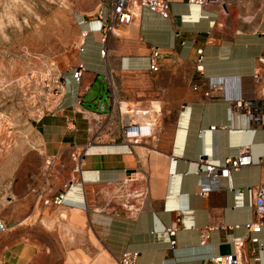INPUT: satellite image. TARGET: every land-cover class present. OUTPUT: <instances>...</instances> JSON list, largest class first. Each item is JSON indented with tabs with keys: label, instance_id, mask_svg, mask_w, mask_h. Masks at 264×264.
Wrapping results in <instances>:
<instances>
[{
	"label": "crops",
	"instance_id": "crops-1",
	"mask_svg": "<svg viewBox=\"0 0 264 264\" xmlns=\"http://www.w3.org/2000/svg\"><path fill=\"white\" fill-rule=\"evenodd\" d=\"M165 1L166 18L134 8L130 23H112L103 43L95 20L108 9L77 15L76 58L54 109L31 124L40 166L18 205L16 234L0 242V264H118L125 253L138 254L134 264H212L210 257L227 255L223 246L242 264H264V211L247 193L264 185V0ZM119 78L132 79L142 96L125 101L123 112L135 110L140 123L157 114L147 133L141 124L142 133L130 134L137 142L125 138L132 123L107 94ZM216 81L220 87L208 85ZM94 86L104 87L107 103L87 99ZM206 90L218 98H204ZM236 100L249 102L262 123L245 109L231 116ZM242 150L251 165L201 198L195 163ZM59 193L64 202L53 205ZM169 228L172 237L160 233Z\"/></svg>",
	"mask_w": 264,
	"mask_h": 264
},
{
	"label": "rangeland",
	"instance_id": "rangeland-1",
	"mask_svg": "<svg viewBox=\"0 0 264 264\" xmlns=\"http://www.w3.org/2000/svg\"><path fill=\"white\" fill-rule=\"evenodd\" d=\"M220 1L232 6L239 0ZM100 7L107 8V0H0V220L7 227L0 242L12 229L16 234L18 205L27 187L32 194L40 159L31 124L54 109L66 88L80 42L77 15ZM132 81L114 80L107 94L122 118L153 125L155 113L140 123L135 110L122 111L125 101L142 97L131 90ZM107 94L94 86L87 99L101 105L108 102Z\"/></svg>",
	"mask_w": 264,
	"mask_h": 264
},
{
	"label": "built area",
	"instance_id": "built-area-1",
	"mask_svg": "<svg viewBox=\"0 0 264 264\" xmlns=\"http://www.w3.org/2000/svg\"><path fill=\"white\" fill-rule=\"evenodd\" d=\"M208 1L209 0H187V4L195 5L197 7H203ZM134 8H144L162 18H166L168 15V4L165 0H107L108 11L106 19H103L102 13L98 12L97 20H95V22L98 23L96 31L101 32V43L104 42L106 33L111 31L112 23L119 25L130 23L134 15ZM107 19L108 21H110V24H103V22H105V20L107 21ZM100 55L103 56V51L100 52ZM157 58L158 53L156 51H153L149 58L148 68L150 71L156 70ZM196 69L200 71V64H197ZM80 70L81 68L79 67L72 73V78L75 82H78L79 80ZM220 83V81H216L214 83L208 82V85L210 87H220ZM196 89L197 87H193V90ZM202 96L208 100H215L218 98L217 94L212 93L209 90L203 92ZM241 109H245L248 112V120H259L262 123L261 117H252V114H250V103L242 100H236L232 104L230 111L231 116L237 115V113ZM145 127L146 130L144 133H147V127H150V125L147 124L145 125ZM137 131H140V133H142V128L136 124H131L130 126H127L125 129H123V134L128 141L137 142V135L130 136L131 133H137ZM250 165L251 160L245 150H242L237 156L225 158L219 163H210L207 162V160H199L197 163H195L196 174L199 178L197 194L201 198H203L208 194L219 190L221 188V181L228 178V174L230 171L239 170ZM247 193L253 200V206L258 210L264 211V185L248 189ZM238 201L239 200H237V202ZM63 202V193H59L51 200V203L53 205H61ZM245 228L251 233H256L259 230V227L254 226V224H247ZM6 231V225L3 221L0 220V233H4ZM160 233L170 238L174 235V228L162 230ZM201 238H203V235H201ZM173 245L174 242L169 241L170 248H172ZM137 256V253H125L120 257L118 264H134ZM209 261L212 264H242L238 256L231 254L224 256H212L210 257Z\"/></svg>",
	"mask_w": 264,
	"mask_h": 264
},
{
	"label": "water",
	"instance_id": "water-1",
	"mask_svg": "<svg viewBox=\"0 0 264 264\" xmlns=\"http://www.w3.org/2000/svg\"><path fill=\"white\" fill-rule=\"evenodd\" d=\"M245 181V179H244V177H241V179L239 180V182H244ZM222 248H224V250H225V252H224V254H227V255H229L228 253V248H227V246H223Z\"/></svg>",
	"mask_w": 264,
	"mask_h": 264
}]
</instances>
